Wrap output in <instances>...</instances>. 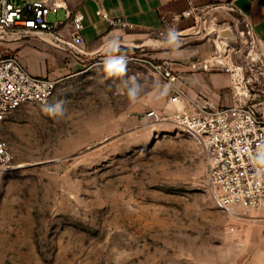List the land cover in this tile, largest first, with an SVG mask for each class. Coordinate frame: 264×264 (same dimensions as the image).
<instances>
[{"label":"rangeland","instance_id":"1","mask_svg":"<svg viewBox=\"0 0 264 264\" xmlns=\"http://www.w3.org/2000/svg\"><path fill=\"white\" fill-rule=\"evenodd\" d=\"M114 28L88 50L85 71L0 128L13 153L0 183V264H264V209H219L197 139L170 121L146 120L151 109L171 114L165 79L147 62L111 77L101 63L109 43L118 45L111 55L134 51L166 66L194 58L214 66L221 57L264 101V45L252 49L227 5L174 30L178 45L169 30ZM223 30L227 39L218 37ZM132 77L142 87L134 102L125 86ZM58 100L64 114L49 115Z\"/></svg>","mask_w":264,"mask_h":264},{"label":"built area","instance_id":"2","mask_svg":"<svg viewBox=\"0 0 264 264\" xmlns=\"http://www.w3.org/2000/svg\"><path fill=\"white\" fill-rule=\"evenodd\" d=\"M59 8V4L50 5L47 0H0V128L8 115L22 105L48 101L63 81L62 76L32 75L16 53L3 49L2 42L52 33L54 39L62 43L60 35L53 31L59 22L52 24L49 21V14L57 13ZM203 10L191 6L180 16L193 17L197 22ZM99 14L108 19L112 27L133 28L121 18H111L100 11ZM68 18L74 29L73 42L67 44L68 49L71 53L83 55L85 52L80 48L84 44L83 15L68 13ZM243 21V33L255 49L260 46V41L251 23L247 19ZM133 54L134 51H131L113 56H124L126 64L147 62L173 88L166 106L172 113L165 115L162 111L151 109L145 114L146 120L149 123L170 121L197 139L206 159L207 179L216 206L224 212L246 216L264 209V101H257L250 94L239 75L240 68L222 62L213 66L221 68L231 77L235 99L231 105L215 107L202 100L200 104L194 102L192 107H187L182 103V98L187 97V86L185 83L178 84L179 77L171 68ZM12 167L10 143L0 135V183Z\"/></svg>","mask_w":264,"mask_h":264},{"label":"crops","instance_id":"3","mask_svg":"<svg viewBox=\"0 0 264 264\" xmlns=\"http://www.w3.org/2000/svg\"><path fill=\"white\" fill-rule=\"evenodd\" d=\"M17 2L24 0H15ZM52 5H60L57 13L49 14L52 24L59 22L53 31L57 32L62 40L58 43L52 33H45L41 37H31L20 41H3V49L16 53L28 71L40 77L71 78L85 71L88 55L93 47L102 39L119 29L112 27L105 17L121 18L133 28L149 33H161L166 30L184 32L191 29L196 22L193 17L180 15L197 6L202 9L227 5L236 11L242 19H247L259 41L264 45V0H47ZM78 12L83 15L84 29L82 36L84 44L80 48L83 55L71 53L67 44L73 42L74 29L68 18V13ZM216 64L225 59H215ZM213 60H170L167 66L179 77L178 84L185 83L187 97L182 103L187 107L208 101L215 107H225L234 102L231 89V77L221 68L209 65ZM166 65V64H165ZM169 92L173 88L169 85ZM170 113L172 111L169 110Z\"/></svg>","mask_w":264,"mask_h":264},{"label":"clouds","instance_id":"4","mask_svg":"<svg viewBox=\"0 0 264 264\" xmlns=\"http://www.w3.org/2000/svg\"><path fill=\"white\" fill-rule=\"evenodd\" d=\"M168 40L169 43L178 45V35L174 30H169ZM117 48V44L109 43L106 49V55L101 61L104 72L110 77L123 74L126 68V58L124 56L111 55V53L116 51ZM125 86L127 87L128 99L134 102L142 91L141 85L136 82L135 77H132L130 78V81L125 82ZM63 104L64 102L62 100H58L54 105L48 106L45 111L54 117L62 116L64 114Z\"/></svg>","mask_w":264,"mask_h":264},{"label":"water","instance_id":"5","mask_svg":"<svg viewBox=\"0 0 264 264\" xmlns=\"http://www.w3.org/2000/svg\"><path fill=\"white\" fill-rule=\"evenodd\" d=\"M228 35H229L228 31L227 30H223V31H221L219 33L218 37H220L222 39H227L226 36H228ZM240 35H242V34L240 33Z\"/></svg>","mask_w":264,"mask_h":264}]
</instances>
